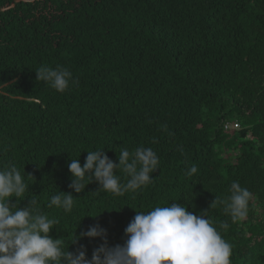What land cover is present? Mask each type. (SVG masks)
Wrapping results in <instances>:
<instances>
[{"label":"trees","instance_id":"obj_1","mask_svg":"<svg viewBox=\"0 0 264 264\" xmlns=\"http://www.w3.org/2000/svg\"><path fill=\"white\" fill-rule=\"evenodd\" d=\"M41 66L74 83L56 91L36 80ZM138 147L159 158L151 184L69 188L71 159L103 148L118 163ZM13 164L29 185L19 207L33 200L59 221L50 235L65 250L84 245L90 259L99 237L71 243L90 225L123 244L136 211L176 202L207 210L231 264H264V0H0V170ZM233 182L252 194L238 221L210 207ZM59 191L72 192L71 212L48 206Z\"/></svg>","mask_w":264,"mask_h":264},{"label":"clouds","instance_id":"obj_2","mask_svg":"<svg viewBox=\"0 0 264 264\" xmlns=\"http://www.w3.org/2000/svg\"><path fill=\"white\" fill-rule=\"evenodd\" d=\"M35 71L36 80L48 83L61 93L69 88L70 82L74 83L67 68L41 66ZM118 161L115 163L103 148L87 150L83 165L79 159H71L68 164L71 173L69 188L81 193L94 179L100 189L122 196L151 184V174L159 165L156 152L144 147H138L134 152L122 149ZM118 171L126 174V182H121ZM196 172L193 165L187 174ZM28 189L29 185L14 164L0 170V264H231L232 246L213 226L207 210L196 215L176 202L147 212L136 211L124 229L127 239L123 244L109 245L107 229L99 224L90 225L71 242L75 244L84 237H99L103 242L93 250L89 259L84 245L74 252L68 248L65 250L62 239L50 235L59 221L36 210L35 201L30 200L28 206L19 207ZM230 191L227 199L216 197L210 207L221 204L233 221L243 220L252 194L236 182ZM11 197L17 198L15 203H10ZM73 205L72 192L61 191L51 196L48 204L65 212H71Z\"/></svg>","mask_w":264,"mask_h":264},{"label":"built area","instance_id":"obj_3","mask_svg":"<svg viewBox=\"0 0 264 264\" xmlns=\"http://www.w3.org/2000/svg\"><path fill=\"white\" fill-rule=\"evenodd\" d=\"M240 128H241V124L238 121H235V122H227L225 124V129L228 130V131L238 130Z\"/></svg>","mask_w":264,"mask_h":264}]
</instances>
